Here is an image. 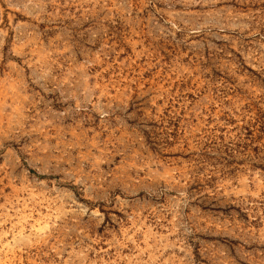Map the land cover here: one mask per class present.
Returning a JSON list of instances; mask_svg holds the SVG:
<instances>
[{"label": "rangeland", "instance_id": "374dc122", "mask_svg": "<svg viewBox=\"0 0 264 264\" xmlns=\"http://www.w3.org/2000/svg\"><path fill=\"white\" fill-rule=\"evenodd\" d=\"M0 264H264V0H0Z\"/></svg>", "mask_w": 264, "mask_h": 264}]
</instances>
